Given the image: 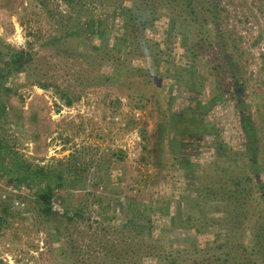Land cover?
Listing matches in <instances>:
<instances>
[{"label": "rangeland", "instance_id": "1", "mask_svg": "<svg viewBox=\"0 0 264 264\" xmlns=\"http://www.w3.org/2000/svg\"><path fill=\"white\" fill-rule=\"evenodd\" d=\"M17 165L76 170L49 221ZM0 264H264V0H0Z\"/></svg>", "mask_w": 264, "mask_h": 264}, {"label": "trees", "instance_id": "2", "mask_svg": "<svg viewBox=\"0 0 264 264\" xmlns=\"http://www.w3.org/2000/svg\"><path fill=\"white\" fill-rule=\"evenodd\" d=\"M68 2H72V0H66ZM127 10V9H126ZM126 16V15H125ZM137 19L139 22V16H129V19ZM97 20H94L91 18L88 22L86 20L85 22L79 20L78 22L70 23V25L65 26V30L63 35L59 38H53L51 42L59 43L61 40L63 41L66 38L69 37H75L76 39H79V43L83 44L86 41V38L88 37L85 33L86 27L89 26L90 34L92 37L101 39L105 43V39L107 38L106 33L96 32L97 29ZM87 25V26H86ZM96 28V29H95ZM84 32V33H83ZM89 35V34H88ZM100 50H103L102 48ZM9 58V73L15 74L19 70L23 69L24 61L30 60L32 58V53L24 51V50H18V51H12L8 54ZM22 71V70H21ZM19 71V72H21ZM63 96H66L64 94ZM67 105H70L71 100L67 98ZM70 171L67 169L66 171L63 169L61 170H47L44 167H39L36 169L25 167L22 170V166L17 165L15 169L10 170L9 173L12 176V179L15 180V182L12 180V182L18 184H24V185H33L36 187L37 193L33 195L34 202L36 203L38 213L42 216L43 219L46 221H49L50 217L53 213V206L54 202L53 197L55 195V190H58V188H62L64 184L67 182L71 185H75L78 183L77 177H76V170H71V167H69ZM22 170V174H15L18 173L17 170ZM14 176H16L14 178ZM125 214H128V210H124ZM58 214V213H57ZM62 215V214H61ZM62 245H60L61 247ZM137 244L133 241H128L124 247V245H120V247L115 246L114 248L118 251H121V253L125 256V259H128V263H131L134 258V254L138 251H134V247H136ZM217 262V260H216Z\"/></svg>", "mask_w": 264, "mask_h": 264}, {"label": "flooded vegetation", "instance_id": "3", "mask_svg": "<svg viewBox=\"0 0 264 264\" xmlns=\"http://www.w3.org/2000/svg\"><path fill=\"white\" fill-rule=\"evenodd\" d=\"M193 114L195 115V112L189 111L185 106L179 112L178 116H175L176 119L173 125V133L177 135L175 140L180 146V150L184 153L183 155L185 157L190 156L193 151L199 149L202 144L203 136L205 135L204 121L201 122L200 117H194ZM191 120L192 124L195 123L192 126L189 125V121Z\"/></svg>", "mask_w": 264, "mask_h": 264}]
</instances>
